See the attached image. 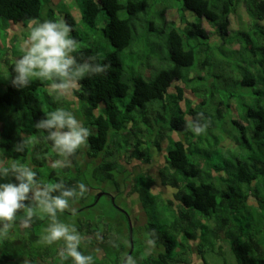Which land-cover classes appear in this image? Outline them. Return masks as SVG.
<instances>
[{"label":"trees","instance_id":"obj_1","mask_svg":"<svg viewBox=\"0 0 264 264\" xmlns=\"http://www.w3.org/2000/svg\"><path fill=\"white\" fill-rule=\"evenodd\" d=\"M184 1L185 9L195 12L201 20L206 19L215 27L221 43L219 45L213 43L201 21L193 24L188 37L175 27L170 29L167 41L173 65L161 70L150 82L140 75L126 74L120 58V54L134 42L133 21L138 13L147 10V1L128 0L123 3L122 0H82L83 23L88 29L98 30L102 23L101 15L103 12L106 13L107 23L101 32L112 50L103 56L98 46L90 44L77 49L73 54L78 63H99L107 66L105 72L101 74L85 75L81 78L77 88L72 91L75 99L69 102L71 103L69 108L65 107L70 112L76 111L78 115L80 114L84 126L94 127L96 133L90 134L88 142L84 145L87 148L86 152L84 146L79 148L68 158L66 167H50L48 179L53 183L63 181L66 187L76 188L78 191V185L86 183L79 178L82 172V164L79 160L81 155L82 157L87 155L92 159L102 156L101 163L96 166V173L103 172L105 177L103 180L113 181L117 188H121L118 176L128 171L119 161V155L113 151L110 142L125 141L129 145L128 149L132 151L131 157L151 164L154 160L153 148L162 150L163 143L168 141L166 161L176 173L184 174L186 177H198L204 170L206 177L201 182L184 181L182 186L177 187V180L175 184L168 180L165 174L168 166H165L161 171L162 182L164 185L177 188V192L174 198L168 199L162 206L160 199L163 194L157 195L152 192L156 179L143 172L137 175L138 186L135 187L134 184L131 193H136L141 203L159 214V217L150 221L148 230L154 247H163L164 251L143 259L136 256L134 248L130 257L136 264H182L184 261L181 257L192 254V243H197V250L201 255L205 253V249L215 250L219 241H225L230 245L236 264H264V0ZM241 5L244 6L252 22L247 29L231 35V16L237 13ZM45 7L48 9L47 20L63 22V18L59 16L60 13L53 5V0H0V21L17 24L41 20ZM121 11H127L128 17H122ZM65 19L73 31V38L80 42L82 36L75 27L72 15L67 14ZM200 37L204 41L191 43L193 39ZM235 43H238L240 48L231 51L230 55L227 54ZM219 48L223 54L229 55L230 61L226 62L225 67L228 68L222 69L221 74L217 73L220 69L208 73L207 77L215 78V88L217 81L221 80L225 81L224 86L230 87L246 88L257 83L259 85V89L255 91L254 103L245 109L247 121H253L254 125L248 127L239 120L232 121L240 129L243 139L239 153L231 152L226 156L220 148L224 138L218 137L214 132L212 122L215 118L212 111L207 108L210 100L201 97L202 102L193 106L191 101H186L184 98V88L181 86L176 87L177 93L173 92L172 96L174 104L178 106L176 113L170 116L161 131L147 136L148 129L138 126L132 113L138 108L147 109L149 105L160 101L164 103L166 111L168 106L166 100L170 90L177 82L187 78L188 73L190 75L198 56L200 55L205 69L213 68L217 63L216 50ZM93 56L96 59L89 60ZM233 61L238 63L236 67L231 65ZM14 64L9 67L10 76ZM226 70H229L230 77L224 75ZM236 71L239 75L235 74ZM207 77L195 76L191 81L198 78L208 83ZM45 87V81L36 78L31 79L29 87L17 89L12 86L10 78L6 90L0 95V104L13 105L17 99H22L24 107L36 123L46 112L52 111L50 106L53 100L54 102L57 100L54 95H49ZM131 89H133L131 101L123 111L115 100L125 97ZM214 89H209L212 95H215L213 91L216 89ZM236 90L229 92L226 99L220 101L217 111L219 115L225 108H231L232 101L238 103L239 95ZM197 91L193 89L196 94ZM183 101H186V110L181 108L180 104ZM97 110H100V113L95 115ZM189 117L191 120L188 119ZM192 124L194 129L200 127L217 135L215 141L210 143L208 151L184 140L170 139L171 133L187 132ZM22 133L23 130L16 136L9 134L8 145L0 142L1 149L4 147L7 151L11 149V155L5 156L6 160L20 159L21 163H30L28 165L36 171L39 180L42 174L40 168L46 166L49 160L55 163L61 160L65 162L64 158L57 154L52 143L46 139L47 133L36 127L33 131L27 132V135L32 137L43 133V136L39 140H34V145L32 142L28 144L24 152H16L14 146L17 143L22 140L31 141L29 137L22 136ZM251 138L253 141L250 140ZM10 145L12 148L9 147ZM213 153L218 154L215 161L212 159ZM41 157L42 161H40ZM201 160H204L206 169H203ZM86 195L85 191L83 196L70 200L71 204L80 202L81 208L74 212L71 209L66 210L60 217L67 219L69 215H77L99 204L98 202L85 205ZM251 197H255L254 206L248 202ZM169 212L173 215L169 216ZM22 220L21 212L13 224L15 226L12 225L6 233L0 234V264H26L24 258L27 255L40 254L42 244L27 241L26 235L16 233L15 238H11L10 233L19 231V222ZM45 221V218H34L27 231L31 233L40 231ZM86 224L90 225V223ZM101 224L105 231L122 234L112 235L107 244H100L107 249L105 261L123 264L130 252L131 240L127 237V240L125 239V230L122 231L118 227L113 229L107 220L102 221ZM83 225L84 222L80 227L82 228ZM100 227L98 226L97 229L103 231L99 229ZM134 228L136 227L133 226V235ZM40 241L36 239L37 243ZM225 264L230 263L226 261Z\"/></svg>","mask_w":264,"mask_h":264},{"label":"rangeland","instance_id":"obj_2","mask_svg":"<svg viewBox=\"0 0 264 264\" xmlns=\"http://www.w3.org/2000/svg\"><path fill=\"white\" fill-rule=\"evenodd\" d=\"M146 1L148 3L147 10L138 13L133 21L134 42L129 48L120 54L126 74L130 76L140 75L144 77L145 80L151 82L161 70L172 67L173 62L169 55L170 52L167 34L169 33V30L174 27L179 29L182 34L188 37V32L192 29L193 24L201 21L204 28L208 31L213 43L216 42L217 45L221 43L219 37L216 35L215 27L208 20H201L195 12L185 9L184 0ZM122 2L126 3L128 0H122ZM53 5L60 13L59 16L63 18L62 24L68 26V22L65 17L67 14L72 15L75 27L79 30L82 36V40L77 42V49L92 44L99 47L103 56L112 50L111 45L106 41L101 32L102 28L106 26L107 23V15L105 12L101 15L102 23L99 25L98 30L93 31L88 29L83 23L82 0H53ZM47 14L48 9L45 7L41 20L25 21L17 24L5 20L0 21V95L4 93L10 80V77L7 78L10 76L9 67L11 64L15 63V61L25 51V40L29 31L28 26L30 24H36L47 20ZM121 16L128 17L127 11H121ZM251 22L252 19L248 16L244 6L241 5L237 13L231 16L230 34L235 35L241 30L247 29ZM73 35V31L71 30L70 36L73 37ZM200 41L202 42L204 40L200 37L193 39L191 43ZM239 48L240 45L235 43L229 48V52L227 54L230 55L231 51H237ZM220 49L221 48L216 50L218 58L217 63L213 68L207 67L205 69L202 66L200 55L198 56L195 65L191 68L190 75H188V73L186 76L187 78L177 82L170 90L167 97L168 99L166 100V104H168L166 111L164 110V103L160 101L153 103L151 106L149 105L147 109L138 108L132 113L138 126L148 129V133L146 134L147 136L153 132L158 133L161 131L162 126L165 125L170 116L173 113H176L178 106L174 104L172 96L174 95L173 92L177 93L176 87L181 86L184 88V98L186 101H191L193 106L202 102L201 97H207L208 100H210L207 108L212 111L215 118L214 122H212L214 132L218 134V137L222 136V138H224L220 143V148L223 149L226 156L231 152L239 153L243 144V139L240 134V129L236 127L232 121L239 120L244 126L248 127L252 124L254 125L253 121H247L245 117V109L254 103V98H256L255 91L259 89V85L257 83L246 88L234 86L230 87L224 86L225 81L221 80L217 81L218 83L215 88V78L209 76L207 77L208 73L212 70L220 69L217 73L221 74L222 69L228 68L225 66L226 62L229 60V55L227 56L223 54ZM231 65L236 67L238 63L233 61L231 62ZM224 73L226 77H230L229 70H226ZM235 74L239 75V72L236 71ZM195 76L207 77L208 83L205 80H200L198 78L191 81V79L195 78ZM32 79L36 78L33 77ZM45 83V90L48 91L51 82L45 81ZM193 89L196 91L198 90L197 94L193 92ZM209 89H214L215 91L213 92L215 95H212L209 92ZM235 90L238 93L237 95H239L238 103L235 100L232 101L231 108H225V110L221 112V115H219L217 111L220 101L226 99L228 93ZM53 95L57 98V100H55V102L53 100V103L50 106L52 111H55L57 108H69V105L71 104H69V102L75 99L72 92L67 95L70 100L66 97L64 98V96ZM132 95L133 89H131L125 97L116 99L115 102L123 111H125L126 105H128L131 101ZM186 101H183L180 104L183 110H186ZM72 113L84 126L85 123L83 118H81V115H78L76 111H73ZM99 113L100 110L95 111V115H98ZM188 119L191 120L190 117ZM34 127L35 122L24 107L22 99H17L13 105L0 104V130H2L0 133V142H3L6 145L10 144V140L8 138L9 134L16 136L18 133L21 134L23 130L22 136L29 137L34 145V140H39V138L43 136V133H39L37 136L32 137L31 135H27V132L33 131ZM88 129L90 130V134L94 135L96 133V129L94 127L88 126ZM215 133L212 134L210 131L204 129L197 134L194 131L192 124L187 132L175 131L171 133L170 139L176 141L184 140L208 151L210 143H213L217 136ZM250 140L253 141L252 138ZM110 145L113 151L119 155V161L126 166L128 171V173L123 172L120 176H118L122 187L117 188L113 181L103 180L105 178L103 172L96 173V166L101 163L102 156L97 159H92L87 155H85V157H82L81 155L79 160L82 164V172L81 175H79V178L81 181L86 182L84 184L86 186L87 194L85 205H92L96 203L99 192H106L107 194H112L114 196L115 204L118 208L114 206L113 200L106 194L101 197L99 204L96 207L87 209L84 212L77 214V217H73V220H80L83 216L87 215L95 216V220L97 221L107 220L113 229L118 227L122 231L125 230L124 235L127 240V238L130 239V235L129 223L126 218L127 216L123 212L125 211L130 215L133 220V225L136 227L134 228L135 231L133 235L135 254L136 256L138 255L140 258L144 259L152 254H157L159 251H164V248H156L153 244L150 245L148 243V241L152 239L151 233L148 230V224L154 218L159 217V214L151 207L146 206L143 202L141 203L136 193H131L134 184L135 187L138 186L137 175L143 172L156 179V185L152 189V192L157 195L163 194L162 199H160L162 206L166 204L168 199L174 198V194L177 192V188L164 185L162 182L163 178L161 171L165 166H168L167 169H165V174L168 180L173 184H175L177 180V187L182 186L184 181H204L206 175L204 170L203 174L198 177H186L184 174L176 173L166 161L169 145L168 141L163 143L162 150L153 148L154 160L151 164L143 163L142 161L131 157L132 151L128 149L129 145L125 141H111ZM9 147L12 148V145ZM10 150L11 149L7 151L5 147L2 149L0 148V160H6V154L7 157L8 154L11 155ZM86 150L87 148L84 146V151L86 152ZM115 155L113 158H115ZM197 157L195 160H197ZM217 158L218 154L213 153L212 159L215 161ZM200 159L201 158L199 157V160ZM11 160L21 162L20 159H9L8 161ZM42 160L43 159L41 157L40 161ZM201 161L203 169H206L205 164L203 163L204 160ZM59 163L64 162L61 160L60 162L55 163L49 160L46 166L40 168L43 174H41V181L43 183H53V181L48 179L49 168L53 166L60 167L58 166ZM114 175L116 176L115 173ZM248 202L250 205L254 206L255 197H251ZM81 207L82 204L80 202L77 204L70 203L71 210H77ZM172 215L173 213L169 212V216ZM96 223L101 224L102 222ZM99 229L103 230V227L101 226ZM191 253L192 254L189 256L183 255L181 257L184 261L182 264H187L188 262V264H225L226 261L230 264H236L231 253L230 245L225 241H219L215 250H212V248L205 249V253L201 255L197 250V243H192Z\"/></svg>","mask_w":264,"mask_h":264},{"label":"clouds","instance_id":"obj_3","mask_svg":"<svg viewBox=\"0 0 264 264\" xmlns=\"http://www.w3.org/2000/svg\"><path fill=\"white\" fill-rule=\"evenodd\" d=\"M25 51L14 64L11 78L12 86L17 89L31 85L33 77L51 82L49 95L67 96L77 88L78 82L85 75L101 74L106 65L99 63H78L73 55L77 50V41L70 36L69 26L45 20L28 26ZM96 58L90 57L94 61ZM37 129L47 133L46 139L66 167L68 158L89 139L90 130L78 121L72 112L57 108L46 112L35 123ZM203 129L196 127L199 134ZM31 141L22 140L14 146L16 152L22 153ZM76 188L66 187L63 181L43 183L37 179V173L26 163L15 160H0V234L6 233L23 213V225L29 226L34 218H46L48 223L41 236V243L51 246L62 241L59 251L60 264L71 260V264H94L93 257L80 250L82 236L74 225L60 220V216L70 209V200L83 196L84 184ZM151 245L153 241L149 240ZM128 264H136L129 257Z\"/></svg>","mask_w":264,"mask_h":264},{"label":"flooded vegetation","instance_id":"obj_4","mask_svg":"<svg viewBox=\"0 0 264 264\" xmlns=\"http://www.w3.org/2000/svg\"><path fill=\"white\" fill-rule=\"evenodd\" d=\"M102 193L103 195L107 194L106 192H99V194ZM109 197L113 200V204H115L114 196L112 194H107ZM100 198H97L96 203L100 201ZM94 203V204H96ZM93 205V204H92ZM117 207V206H116ZM118 208V207H117ZM71 211H76V210H71ZM124 214L127 216L128 223H129V217L130 215L127 214L125 211H123ZM73 217H77L76 215H69L68 218H60L61 221L74 225L77 229V231L81 234L82 236V243L80 246V250L82 251L83 254L85 255H90L93 257L94 264H113L112 261L106 262V251L107 249L105 247L100 246V244H107L109 239L111 238L112 235H117L121 236V233L118 232H108V231H99L97 229L98 226H102V224H97L96 222H102V220L97 221L95 220V216L93 215H87L83 216L82 219L74 221ZM46 219V218H45ZM131 219V217H130ZM84 222L83 227L81 228L80 225L81 223ZM131 222L133 224V220L131 219ZM47 219L45 221L44 226L42 229L38 232H29L27 231L28 228L31 227V224L27 227L23 225V220L19 222V231H15L10 233L11 238H15V236L19 233V235H26L27 236V241L34 242L35 244H42L43 248L40 251V254L35 255H27L24 260L26 261V264H60L59 260V251L63 248V242L59 241L56 242L55 244L51 246H47L41 241L39 243L36 242V239L41 240V236L44 234V229L47 226ZM86 223H90V225H87ZM15 226V225H13ZM134 226V225H133ZM96 228L93 229L92 228ZM17 233V234H16ZM118 238V237H117ZM124 240V238H122ZM33 243V244H34ZM131 249V248H130ZM128 255V254H127ZM3 264V263H2ZM64 264H71V260L69 259L68 261H65ZM124 264V262H123Z\"/></svg>","mask_w":264,"mask_h":264},{"label":"water","instance_id":"obj_5","mask_svg":"<svg viewBox=\"0 0 264 264\" xmlns=\"http://www.w3.org/2000/svg\"><path fill=\"white\" fill-rule=\"evenodd\" d=\"M102 196H103V194L100 193V194L98 195V198H100V197H102ZM129 226H130L131 249H130V252L128 253V255H127V256L125 257V259H124V264L127 263L128 258L133 254V252H134V248H135V246H134V241H133V224H132V222H131L130 217H129Z\"/></svg>","mask_w":264,"mask_h":264}]
</instances>
